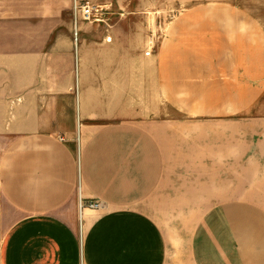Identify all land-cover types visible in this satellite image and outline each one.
<instances>
[{
  "label": "crops",
  "instance_id": "obj_1",
  "mask_svg": "<svg viewBox=\"0 0 264 264\" xmlns=\"http://www.w3.org/2000/svg\"><path fill=\"white\" fill-rule=\"evenodd\" d=\"M242 1L167 0L152 50L151 15L108 12L127 0H0V264H264V17Z\"/></svg>",
  "mask_w": 264,
  "mask_h": 264
},
{
  "label": "rangeland",
  "instance_id": "obj_2",
  "mask_svg": "<svg viewBox=\"0 0 264 264\" xmlns=\"http://www.w3.org/2000/svg\"><path fill=\"white\" fill-rule=\"evenodd\" d=\"M128 4L125 8H117L115 5L111 8L110 12L111 14H119L125 13V14H149L153 17V21H142L140 24H143L144 27H146V31L149 33L147 35H154V43L152 44V50L159 46L161 42L165 39L166 36V25H167V17L169 18L173 17V13L175 16H177L179 13H181V10L183 9L182 5L175 6L174 11L172 8L167 6V0H127ZM142 2V4H141ZM261 3H264V0H249L247 4L246 1H242L243 6L245 8L251 10L254 12V14H261L264 17V5H260ZM141 4V5H140ZM169 11V12H168ZM132 26H134L135 23H128ZM151 26L153 27L151 30ZM148 27V28H147ZM151 32V33H150ZM151 50L148 49V51ZM1 218V215H0ZM3 229L0 227V238L1 234L3 233Z\"/></svg>",
  "mask_w": 264,
  "mask_h": 264
},
{
  "label": "built area",
  "instance_id": "obj_3",
  "mask_svg": "<svg viewBox=\"0 0 264 264\" xmlns=\"http://www.w3.org/2000/svg\"><path fill=\"white\" fill-rule=\"evenodd\" d=\"M74 12L78 13L80 12L82 16L85 19H91V18H99V15L103 12L101 7L93 6L90 5V3H75L74 5ZM99 14V15H98ZM98 15V16H97ZM147 55L150 54V51L146 52ZM102 208V203L99 201H90V202H80V209H101Z\"/></svg>",
  "mask_w": 264,
  "mask_h": 264
}]
</instances>
